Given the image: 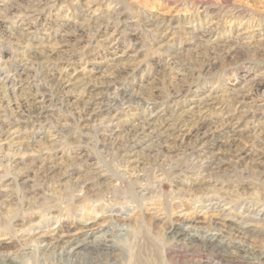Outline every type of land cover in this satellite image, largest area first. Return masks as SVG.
I'll return each mask as SVG.
<instances>
[{
	"label": "rangeland",
	"instance_id": "obj_1",
	"mask_svg": "<svg viewBox=\"0 0 264 264\" xmlns=\"http://www.w3.org/2000/svg\"><path fill=\"white\" fill-rule=\"evenodd\" d=\"M82 215L116 261L58 255ZM0 245L18 264H264V0H0Z\"/></svg>",
	"mask_w": 264,
	"mask_h": 264
},
{
	"label": "bare ground",
	"instance_id": "obj_2",
	"mask_svg": "<svg viewBox=\"0 0 264 264\" xmlns=\"http://www.w3.org/2000/svg\"><path fill=\"white\" fill-rule=\"evenodd\" d=\"M103 182H105V181H103ZM78 190L81 192L82 188L79 189V188L76 187L75 191L78 192ZM96 197H99V195H97ZM69 202H72V201H69ZM138 208L140 209V205L138 206ZM140 211L141 210H137V212H135V213H138ZM34 212H36V211H34ZM115 212L116 213L114 214V216H116L117 218H116V220H115V218L111 219V220H113L115 222H125L126 220L128 221V215L129 214H127L126 212L124 213L122 211H115ZM50 216L51 217L53 216V212L51 214L50 213L45 214L44 218L50 217ZM112 216L113 215L111 213L108 216V218H113ZM26 217H28V216H26ZM22 218H23V216H22ZM179 220H180V223L186 222L188 225H190V224L192 225V224L195 223L194 219H191V220L190 219H183V220L179 219ZM24 222H25V220H24ZM77 222L82 225L81 232L73 233V232L68 231V230L65 229L66 231L63 230V231H65L64 234H62L60 236L57 234L58 236H56L55 241L53 240L55 245L57 244L56 247H59V244L62 243L61 244L62 246L59 248L60 249V253L58 254L59 256L72 257V258H74L76 260H80V262H84L85 260L89 261L90 259H96L97 257H104L107 261H111V262H114V261H116L118 259L117 253H116L120 249L119 245H118V242L117 241L108 240V238H107L108 236L110 238H117V236H115L113 234H109L106 231V232H104L105 234H103V235H98L96 237L94 235V237H93V232H96V233L101 232L102 233V231H104L105 227L107 226L106 224H103L104 222L103 223L102 222L99 223L95 218H89L88 215L80 216V219ZM212 224L214 225V227H218V225L216 223L213 222ZM177 226L178 225H176L172 230H169L170 231L169 233L172 234V236H174V238L185 237L189 241L190 240L197 241V242L199 241V243L202 246H204L205 248H208L209 250L210 249L214 250V252H217V253H225V252L221 251L220 248H219V247L222 246L221 244L223 242H221L218 238L211 237V236H208V237L200 236L199 237L195 233L194 234L188 233V232L182 230L180 228L181 226H179V227H177ZM51 232H52V229H51ZM88 233H90V234L88 235ZM39 234H41V233L40 232H33V233L28 234V236L31 237L30 241H33L34 238L43 237V235H39ZM77 234H80V235L78 237H76ZM51 235H53V234L51 233ZM239 235H242V233L239 232L238 236ZM80 236H83V238H81ZM105 236H107V237H105ZM63 240H65V241L62 242ZM236 250L238 251L237 253H241V254H238V255H241V256H239V258L241 257V259H251L250 257L246 256L247 251L245 249L241 248L239 244H238V246H236ZM55 253L56 252L54 251L53 254H55ZM259 257L260 258H264V254L260 255ZM56 258H58V257H56ZM56 262H57V260H56ZM92 262H93V260H92ZM18 263H19L18 260L15 259L10 254L2 255V257H0V264H18ZM78 263H79V261H78ZM130 264H144V261H143L141 255H140V251H136V252H134V254H132L131 263Z\"/></svg>",
	"mask_w": 264,
	"mask_h": 264
}]
</instances>
